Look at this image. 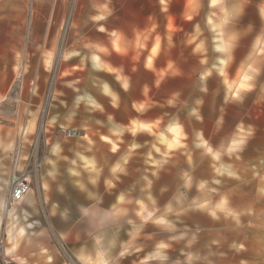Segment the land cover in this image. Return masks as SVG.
I'll return each mask as SVG.
<instances>
[{
    "label": "crops",
    "instance_id": "crops-1",
    "mask_svg": "<svg viewBox=\"0 0 264 264\" xmlns=\"http://www.w3.org/2000/svg\"><path fill=\"white\" fill-rule=\"evenodd\" d=\"M233 2L244 5L252 0ZM85 3L88 11H91L88 14L91 21L89 27L102 35L100 43L98 47L92 45L87 48L85 56L79 49L65 65L66 74L74 79L71 89L76 93L83 92L81 98L92 99L100 106L90 111L97 114L98 119L91 122L90 127L97 130L99 135L92 140L91 153L87 152L90 151L89 142L79 139L74 158L64 150L61 155L67 156L69 160L78 158L80 166L85 167L84 164L88 163L94 164L95 168L103 166L107 169L100 177L102 186L99 192L103 194V202L98 200L90 205L82 193L74 188L70 191L66 189L65 174L69 166L63 160L57 165L55 179L48 177L47 172L52 171V167L47 164V160L52 157L47 158L41 173L46 190H30L9 210H5V198L0 196L1 244L13 264H71V258L74 264H83L80 257L84 255V249L89 248L93 241L99 242L97 234H100L102 240L111 242L109 249L96 250L98 258L105 264H156L158 260L154 258L158 256L167 254L172 259L171 249H177L182 261L181 253L186 254L185 245L165 249L150 246L151 242L147 240L140 243L139 229L133 225H137L140 217L144 222L149 219L154 221L151 208L166 206L168 198L145 196L146 189L139 185L141 180L135 177L133 143L154 146L150 156L156 159L159 169L158 159L162 158L163 163L165 154L163 108L167 104H174L171 99H162L161 94H180L182 91L208 93L209 80L214 75L224 79L233 64L238 69L252 62L256 73L259 72L264 80V64L260 59L264 57V38L257 36L249 51L250 37L244 38L236 49L239 34L229 30L234 9L227 6L228 0L209 2V9L216 8L218 4L219 11H209L206 22L203 19V12L206 11H202L204 0H85ZM260 8H264V0H253L241 18V25L252 23L258 29L261 23L258 15ZM206 26L211 28L208 41L202 31ZM222 31L224 35H231L226 47L230 57L228 65L208 67L207 42L209 48L217 50ZM115 36L116 46L112 42ZM94 55L99 60L94 59ZM238 70L235 77L226 75L228 80L222 81L228 95L223 104L216 105L219 107L218 114L210 119L211 131L205 130L204 125L208 122L202 107L192 100V110H186L188 117H195L193 124L187 121L185 128V139L189 144L203 139L206 149L214 152L220 147L219 141L225 139L228 151L232 150L230 147L234 140L236 145L244 148L247 142L244 140L245 132L249 129L244 130L243 127L244 100L237 101L242 94L245 95V89L240 88V85L247 86L249 81H240ZM125 83L128 84L126 91ZM246 94L251 101L250 108L256 107L264 113V93L257 91ZM113 104L118 107L114 108ZM229 106L233 107V111L228 113L226 108ZM175 115L172 114L173 117ZM220 122L226 124L223 126L224 132H219L220 125H215ZM169 125L174 132L175 125ZM248 125L252 126V131H258V127ZM257 150L254 147V153ZM124 160L127 163H122ZM107 182L115 184V188H108L105 192ZM60 185H64V193L57 191ZM139 191L138 195L136 192ZM66 192L82 194L83 202L67 204ZM80 204H85L89 216H83L84 208H78ZM164 215L161 209L158 218L163 220L166 217ZM8 216L12 217L10 222H15L12 227H9ZM178 219L183 221L184 214ZM62 244H65L64 250ZM87 258L91 260L92 256Z\"/></svg>",
    "mask_w": 264,
    "mask_h": 264
},
{
    "label": "rangeland",
    "instance_id": "rangeland-1",
    "mask_svg": "<svg viewBox=\"0 0 264 264\" xmlns=\"http://www.w3.org/2000/svg\"><path fill=\"white\" fill-rule=\"evenodd\" d=\"M86 5L85 0H0V196L4 198L16 162L18 169L23 170L32 157H37L43 166L55 144L74 158L79 139L89 142L87 152H92V140L99 132L90 127L91 122L98 120L97 114L90 111L100 106L92 99L81 98L83 92L71 89L74 79L66 74L65 65L79 49L85 56L87 48L100 43L102 35L89 27L91 11ZM208 17L209 11L203 12L204 22ZM210 29L202 28L207 41L211 38ZM220 39L217 50L209 48L207 42L208 67L228 65L226 47L231 35L222 31ZM112 42L116 46V36ZM229 69L226 75L230 77H235L239 69L242 82L250 81L256 74L252 62L238 69L233 64ZM226 75L224 79L214 75L209 80L208 93L161 94L162 99H171L174 104L163 108L165 154L164 164L162 158L158 159L159 169L156 159L150 156L155 147L142 142L135 147L133 143L135 177L146 189L145 196L168 198L166 206L151 208L154 221L144 222L140 217L133 225L139 229L140 243L147 240L155 247L185 245L186 254L181 253L184 264H264V113L250 108L251 101L244 92L247 98L243 127L249 129L245 132L244 148L234 140L228 151L223 139L218 151L213 152L206 149L203 139L190 144L185 139L187 121L193 124L195 118L188 117L186 110H192L194 101L203 99L202 111L208 122L205 130H212L210 119L218 114L216 105L223 104L228 95L221 87V80H228ZM226 111L232 112L233 107ZM173 113L177 115L173 117ZM169 124L175 125L174 132ZM248 124L258 127V131H252ZM215 125L224 132L225 123ZM254 147L258 149L256 153ZM84 165L95 169L94 164ZM43 169L44 166L41 173ZM65 181L70 191L73 187L68 172ZM31 182V190H46L41 176L33 177ZM165 188L174 190L171 199L169 193L162 191ZM136 193L139 195L140 191ZM66 196L69 205L84 199L74 192H66ZM100 199L95 195L90 203L86 202L93 205ZM161 209L166 216L163 220L158 218ZM182 214L183 221L178 219ZM11 219L8 216L7 221ZM14 224L10 222L9 227ZM97 239L102 240V235L97 234ZM171 256L173 261L180 260L177 249H171Z\"/></svg>",
    "mask_w": 264,
    "mask_h": 264
},
{
    "label": "clouds",
    "instance_id": "clouds-1",
    "mask_svg": "<svg viewBox=\"0 0 264 264\" xmlns=\"http://www.w3.org/2000/svg\"><path fill=\"white\" fill-rule=\"evenodd\" d=\"M209 2H214V0H204L202 11H211L213 13L218 12L219 5L217 4L216 8L209 9L208 8ZM251 3H253V0ZM251 3H246L242 5L240 3H234L233 0H228L227 6L231 9H234V11L231 14L232 22L229 25V30L235 31L239 34L236 49L239 47L241 40L244 38L250 37V42H249L247 51L251 49V44L254 42L257 36L264 38V8H260L258 10V15L261 21L258 29L254 28V25L252 23H248L247 25H241L240 23L241 18L245 15L246 8ZM189 19H192V18L189 17ZM260 59H261V63L264 64V57H261ZM133 71H135V69H133ZM221 87H222V80H221ZM124 89L125 91L128 89L127 83H125ZM242 89H245L246 93H253L257 91L264 93V80L261 79V74L257 72L255 76L249 81L248 85L247 86L245 85V87ZM233 95H235V93H233ZM244 99H245V95L242 94L238 98L237 102H243ZM197 103L201 107H203L204 101L203 99H200L199 101H197ZM112 106L114 108L118 107V105L116 104H113ZM133 107H135V105H133ZM198 119H200L201 121L203 120L202 117H199ZM221 120H222V117H221ZM251 134L252 133H250V135ZM215 143L213 142V144ZM134 146L140 147V145H134ZM62 151L63 149L61 148L60 144H55L51 147V157L52 158L47 160V164H49L52 167V171L47 172V176L55 179L57 165L61 160H63L70 166H78V170H77V167H69L67 169L71 177L72 187L78 192L82 193L85 199L89 201V203L91 202L92 198L95 195L100 196L101 199L99 202L102 203L104 197H103V194L99 192L100 177L104 171H107V169H104L103 166H98L95 169L85 168L84 166L79 165L78 158L69 160L67 156H62L61 155ZM122 163H127V160L122 161ZM121 171L123 172L124 170L121 169ZM124 174L127 175V173H124ZM116 179L118 180L119 177H117ZM157 179H158V176H157ZM107 183H108V187L105 188V192L108 191V188H115V184H112L110 182H107ZM57 191L60 193H64L65 191L64 185H60L57 188ZM162 191L169 193L168 195L169 199H171L172 195H174V190L165 188ZM191 195L192 193L189 192V197H191ZM141 198H144V197L141 196ZM78 208H84L83 216L85 217L89 216V213L87 209L85 208V204L78 205ZM145 219L147 218L145 217ZM129 223H131V221H129ZM110 247H111V242L107 239L99 241V242L93 241L90 244L89 248L84 249V255L81 256L80 259L82 260L83 264H105L103 260L98 258L96 250L97 248H101L102 250H107ZM160 247L167 249L170 247V245L161 244ZM89 255L92 256L91 260H88L87 258ZM154 259L158 260L160 264H184V262L181 260L173 261L167 254L158 256Z\"/></svg>",
    "mask_w": 264,
    "mask_h": 264
},
{
    "label": "built area",
    "instance_id": "built-area-1",
    "mask_svg": "<svg viewBox=\"0 0 264 264\" xmlns=\"http://www.w3.org/2000/svg\"><path fill=\"white\" fill-rule=\"evenodd\" d=\"M42 160L37 157H32L25 165L23 170L18 169L16 162V169L11 174L8 182L9 189L5 196V210H9L19 203L26 193L31 190V179L33 177H40L42 171ZM40 175V176H39ZM63 250L65 244H62ZM0 264H13L11 259L7 258V254L0 243Z\"/></svg>",
    "mask_w": 264,
    "mask_h": 264
},
{
    "label": "snow or ice",
    "instance_id": "snow-or-ice-1",
    "mask_svg": "<svg viewBox=\"0 0 264 264\" xmlns=\"http://www.w3.org/2000/svg\"><path fill=\"white\" fill-rule=\"evenodd\" d=\"M214 2H215V0H214ZM97 19H101V17H97ZM153 51H155V49H154ZM244 87H245L244 84H241V85H240V88H244Z\"/></svg>",
    "mask_w": 264,
    "mask_h": 264
}]
</instances>
